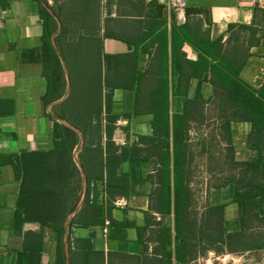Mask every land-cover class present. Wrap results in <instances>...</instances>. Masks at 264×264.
<instances>
[{
	"label": "crops",
	"instance_id": "crops-1",
	"mask_svg": "<svg viewBox=\"0 0 264 264\" xmlns=\"http://www.w3.org/2000/svg\"><path fill=\"white\" fill-rule=\"evenodd\" d=\"M38 2L55 19L51 43L66 83L48 103ZM263 84L264 0H0V264H167L168 252L169 264L217 259L199 229L220 220L224 234L239 231V208L232 185L207 189V160L214 151L235 162L256 158L238 102ZM54 121L76 133L78 175L69 181L62 171L42 199L33 194V166L53 167ZM162 124L170 214L158 177ZM174 142L190 192L177 235ZM123 148L146 158L115 167L128 191L112 198L106 164ZM218 206L215 219L207 210Z\"/></svg>",
	"mask_w": 264,
	"mask_h": 264
},
{
	"label": "trees",
	"instance_id": "trees-1",
	"mask_svg": "<svg viewBox=\"0 0 264 264\" xmlns=\"http://www.w3.org/2000/svg\"><path fill=\"white\" fill-rule=\"evenodd\" d=\"M52 11L55 13L53 8ZM39 13L42 18V45L44 50L43 74L47 81V91L44 100L45 103H48L62 97L66 83L62 66L51 43V37L56 30L55 19L40 3ZM241 97L242 99L238 102L242 107L241 118L251 124L248 145L251 150L256 152V158L246 162H235L233 156L229 157L234 168L238 170L237 175L231 177L228 184L233 186V201L237 203L239 208V231L224 234L220 220L209 225L208 233H206L203 228L199 229L207 240L205 250H214L218 255L223 254L225 251L231 254H241L258 251L264 247V84L256 91H252L250 95L247 94V96ZM108 111L109 106L107 104L106 112ZM91 112L98 116V111L91 110ZM54 113L58 118L64 120L61 113H57L56 111H54ZM163 115V119L166 120L167 113ZM158 131L156 130V135L161 138L159 141L161 152L159 158L160 169L158 173L161 184L160 197L162 202L166 203L164 206L165 213L170 214L172 193L170 190L171 157L169 152L170 142L168 124L158 126ZM152 140L151 138L149 139V141ZM76 142L77 136L73 130L54 121V150L52 153L57 154V157L55 158L53 167L51 164L47 165L40 161L34 163L32 183L34 185L33 194L35 196L42 197V199L45 197L51 198L52 193L45 189V185L47 182L50 183L56 176L60 177L62 171H64L63 175L65 176V180L70 181L73 176L76 177L78 175V170L72 159V151ZM173 149V198L174 215L177 223L175 231L177 235L179 230H185L184 220L190 192L185 187L186 157L178 143H173ZM48 155H51V153ZM145 158L146 157L142 158L139 155V150L137 148H123L121 150V155H113L111 158H108L106 164L108 169L107 194L110 197L113 198L114 195H126L128 191L127 176L122 175L116 178L113 172L115 167L125 160L132 163L139 162ZM69 192L71 193L72 190L70 189ZM66 194L69 193L66 192ZM222 211L223 206L209 208L207 210L208 214H212L215 219H219L222 216ZM66 214H68V210H66ZM56 224L57 221L49 222V226L56 230L58 236L61 237L62 230L61 228L56 229ZM216 244H218V247H216ZM193 247H195V245H193ZM166 258L167 264H169L171 258L170 252L166 253Z\"/></svg>",
	"mask_w": 264,
	"mask_h": 264
},
{
	"label": "rangeland",
	"instance_id": "rangeland-1",
	"mask_svg": "<svg viewBox=\"0 0 264 264\" xmlns=\"http://www.w3.org/2000/svg\"><path fill=\"white\" fill-rule=\"evenodd\" d=\"M56 7V4H54ZM215 149L214 146H212ZM216 151L212 152V157H209L207 163L210 168V173L206 174L207 181V189L209 186L215 187H224L231 184H228V181L231 177H235L237 175L238 170L234 168L233 164L230 160L222 157L214 156ZM221 154V153H220ZM197 179L200 180L201 174L195 173ZM209 190H199V198H205L206 193ZM231 224V223H230ZM227 228H231L230 225L227 223ZM214 255L208 254L207 257L201 262V264H264V247L258 251H251L241 254H231L228 251H225L223 254L217 256V259L213 258Z\"/></svg>",
	"mask_w": 264,
	"mask_h": 264
},
{
	"label": "built area",
	"instance_id": "built-area-1",
	"mask_svg": "<svg viewBox=\"0 0 264 264\" xmlns=\"http://www.w3.org/2000/svg\"><path fill=\"white\" fill-rule=\"evenodd\" d=\"M116 205H117V206H123L124 203H123L122 201H117V202H116Z\"/></svg>",
	"mask_w": 264,
	"mask_h": 264
},
{
	"label": "water",
	"instance_id": "water-1",
	"mask_svg": "<svg viewBox=\"0 0 264 264\" xmlns=\"http://www.w3.org/2000/svg\"><path fill=\"white\" fill-rule=\"evenodd\" d=\"M57 55H58V54H57ZM58 58L61 59L59 55H58ZM60 61H61V60H60Z\"/></svg>",
	"mask_w": 264,
	"mask_h": 264
}]
</instances>
